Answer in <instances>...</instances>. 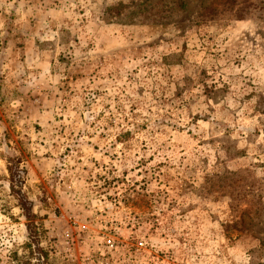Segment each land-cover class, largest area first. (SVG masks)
Returning <instances> with one entry per match:
<instances>
[{
    "label": "rangeland",
    "instance_id": "374dc122",
    "mask_svg": "<svg viewBox=\"0 0 264 264\" xmlns=\"http://www.w3.org/2000/svg\"><path fill=\"white\" fill-rule=\"evenodd\" d=\"M176 1L0 0V264H264V0Z\"/></svg>",
    "mask_w": 264,
    "mask_h": 264
},
{
    "label": "trees",
    "instance_id": "16d2710c",
    "mask_svg": "<svg viewBox=\"0 0 264 264\" xmlns=\"http://www.w3.org/2000/svg\"><path fill=\"white\" fill-rule=\"evenodd\" d=\"M176 4H177V6H180L182 8L184 3L182 2V0H177ZM18 163H19V161L16 162L15 166H13L11 164H9V166H8V170L10 172L12 182H14L13 185H16L17 187H19L18 189H15L14 186H12V191H13V194L18 199L19 205L22 208V210L24 211L26 217L29 219V218H31V214H29L31 207L27 206L28 202L25 201V199L23 198V196L21 194V184H22V180L20 178L21 169H19ZM27 226H28V228L31 227L32 229H34V223L33 222L28 224Z\"/></svg>",
    "mask_w": 264,
    "mask_h": 264
}]
</instances>
